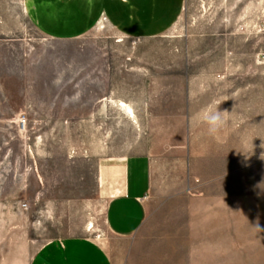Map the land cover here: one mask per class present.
I'll use <instances>...</instances> for the list:
<instances>
[{
  "label": "rangeland",
  "instance_id": "374dc122",
  "mask_svg": "<svg viewBox=\"0 0 264 264\" xmlns=\"http://www.w3.org/2000/svg\"><path fill=\"white\" fill-rule=\"evenodd\" d=\"M230 5V24L229 0H186L166 34L128 38L105 18L67 39L25 0H0V264L77 236L114 264H264V0ZM223 95L229 137L202 124L197 138L196 113ZM131 155L150 157L152 188L143 227L121 239L94 202L101 163ZM53 210L93 229L58 230Z\"/></svg>",
  "mask_w": 264,
  "mask_h": 264
},
{
  "label": "crops",
  "instance_id": "0c3cea01",
  "mask_svg": "<svg viewBox=\"0 0 264 264\" xmlns=\"http://www.w3.org/2000/svg\"><path fill=\"white\" fill-rule=\"evenodd\" d=\"M33 23L47 36L79 39L107 18L125 37L144 38L166 34L181 20L186 0H25ZM227 7L231 22V5ZM231 41V30L227 33ZM207 81L206 77L204 81ZM223 110L229 104V96L223 95ZM219 100V101H221ZM188 101V98H187ZM212 110L216 108L212 100ZM219 105V106H220ZM205 109V108H203ZM220 111V108L218 107ZM199 113V112H198ZM197 114V113H196ZM229 113L222 132L230 135ZM196 117V116H195ZM198 123L195 135H203L205 126ZM188 131V127L186 129ZM202 130V131H201ZM98 198L94 211L103 217L111 234L130 239L143 227L148 215V198L152 188V162L147 155H131L123 159H106L99 166ZM108 201L105 208L102 200ZM102 208V210H100ZM104 211V212H102ZM79 228L64 226L66 216L52 211L51 220L57 221L58 230H92L82 213ZM54 221V222H55ZM67 222V221H66ZM29 264H114L113 259L100 244L86 237H69L52 240L38 249L32 247Z\"/></svg>",
  "mask_w": 264,
  "mask_h": 264
},
{
  "label": "clouds",
  "instance_id": "9594fccd",
  "mask_svg": "<svg viewBox=\"0 0 264 264\" xmlns=\"http://www.w3.org/2000/svg\"><path fill=\"white\" fill-rule=\"evenodd\" d=\"M123 2L127 3L128 0H123ZM223 101L224 100L215 102L216 108L214 111L212 110L211 106H209L208 108L202 109L201 112L197 113L195 117L198 123H203L207 125V131L209 135H216L226 123L225 116L228 113V111L218 110V106ZM259 147L262 149L259 159L264 160V140H262V143L260 144ZM253 149H254V145H253ZM252 153H253V150H252ZM250 156H247L246 159ZM254 227L257 229L258 232L264 231V229L260 227L259 223H257Z\"/></svg>",
  "mask_w": 264,
  "mask_h": 264
},
{
  "label": "bare ground",
  "instance_id": "6f19581e",
  "mask_svg": "<svg viewBox=\"0 0 264 264\" xmlns=\"http://www.w3.org/2000/svg\"><path fill=\"white\" fill-rule=\"evenodd\" d=\"M119 107L122 108L127 113V115L134 118V114H133L131 107H129L125 103H119Z\"/></svg>",
  "mask_w": 264,
  "mask_h": 264
}]
</instances>
